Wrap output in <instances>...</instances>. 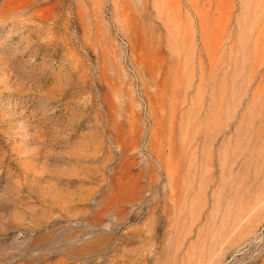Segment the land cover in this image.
Returning a JSON list of instances; mask_svg holds the SVG:
<instances>
[{"label":"rangeland","instance_id":"obj_1","mask_svg":"<svg viewBox=\"0 0 264 264\" xmlns=\"http://www.w3.org/2000/svg\"><path fill=\"white\" fill-rule=\"evenodd\" d=\"M0 264H264V0H0Z\"/></svg>","mask_w":264,"mask_h":264}]
</instances>
